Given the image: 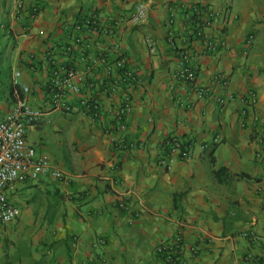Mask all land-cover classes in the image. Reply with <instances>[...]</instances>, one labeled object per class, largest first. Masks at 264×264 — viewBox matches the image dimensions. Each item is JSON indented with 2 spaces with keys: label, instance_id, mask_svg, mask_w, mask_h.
I'll return each instance as SVG.
<instances>
[{
  "label": "crops",
  "instance_id": "crops-1",
  "mask_svg": "<svg viewBox=\"0 0 264 264\" xmlns=\"http://www.w3.org/2000/svg\"><path fill=\"white\" fill-rule=\"evenodd\" d=\"M140 2L148 17L135 24ZM194 5L218 11L209 33L224 26L225 46L199 56L196 65L199 80L217 85L226 102L202 100L185 109L175 102L173 85L180 51L191 43ZM33 7L39 12L31 19ZM90 17L116 26L114 34L75 29ZM249 33L254 40L247 47ZM76 35L83 42L68 53ZM103 46L123 53L138 74L123 120L114 111L125 91L107 95L91 85L106 74ZM50 54L87 76L84 91L100 102V118L79 110L78 95L72 112L47 105L39 86L52 70ZM248 90L257 103L245 110ZM21 97L46 110L29 125L28 143L66 178L48 173L9 190L24 210L19 224L0 229V237L13 239L0 242V264H166L156 247L177 234L188 264H237L262 253L264 0H0V118ZM169 134L192 139L194 151L187 160L174 153L167 169L159 159ZM120 140L135 146L120 150ZM213 169L222 170L215 177Z\"/></svg>",
  "mask_w": 264,
  "mask_h": 264
},
{
  "label": "built area",
  "instance_id": "built-area-1",
  "mask_svg": "<svg viewBox=\"0 0 264 264\" xmlns=\"http://www.w3.org/2000/svg\"><path fill=\"white\" fill-rule=\"evenodd\" d=\"M19 7H23L19 5ZM39 12L38 7L29 10L31 19L35 18ZM192 14L196 17V25L191 30L190 46L180 51V61L174 74V100L178 106L185 109H191L202 100H216L220 104L226 102L220 94L217 85L214 83H202L199 80L197 58L202 55H214L220 52L225 46L224 26L218 27L217 32L209 33L207 30L215 28L219 17L218 11L205 7L194 5ZM148 17L147 4L140 2L131 17L135 24L144 22ZM99 19L95 17L85 18L75 25L77 31H81L85 26L98 27L104 33L114 34L116 26H102ZM174 19L172 18L171 22ZM170 41L173 46L176 45L173 37V30H169ZM254 40V34L249 33L245 38L247 47H250ZM200 43L199 46L194 43ZM83 38L79 35L74 36L72 44L64 48L68 53L73 54L72 45L82 44ZM101 45V43H98ZM111 54L114 59L111 58ZM53 65L48 79L42 83L39 88L47 96V105L57 109L72 112L75 105L72 104L73 95H78L77 101L79 110L84 114L100 118L103 111L101 104L88 91H84L87 76L83 75L79 68L72 63H58L54 55H49ZM81 60L87 63V56H81ZM99 60L106 67V74L97 79L91 85H99L102 92L112 95L117 89L122 88L125 91V97L122 103L115 109L116 119L123 120L133 108L131 92L137 85L138 74L129 63L128 58L120 53L116 48L103 46L99 55ZM88 72H92L91 67L87 65ZM228 80L220 77L218 83L225 86ZM24 91H29L27 87ZM245 104V110L253 109L257 103V95L254 90H248L242 96ZM244 110V112H245ZM46 112L45 108L31 105L27 99L21 97L11 107V109L0 118V222L9 224L15 221L21 213L19 205L10 199L9 190L22 182L39 180L43 175L50 173L55 178L65 179L66 175L58 168H52L51 161L46 157L39 156L35 147L27 141V129L30 124L41 118ZM243 112V113H244ZM181 137L172 134L168 135L164 143V151L159 159V164L169 168L171 156L174 153H180L185 160L193 156L194 145L183 148ZM116 147L120 150L131 149L135 145L124 140L116 142ZM168 149V153L166 150ZM120 180L114 177L112 185H119ZM120 206H123L121 203ZM195 252L197 249H193ZM157 253L163 255L166 264H188L183 257V237L177 234L172 241H163L156 247ZM237 264H264V249L261 254H249L241 258Z\"/></svg>",
  "mask_w": 264,
  "mask_h": 264
},
{
  "label": "rangeland",
  "instance_id": "rangeland-1",
  "mask_svg": "<svg viewBox=\"0 0 264 264\" xmlns=\"http://www.w3.org/2000/svg\"><path fill=\"white\" fill-rule=\"evenodd\" d=\"M23 210H24V207L21 206V213H20V216H19L15 221H13L12 223L4 224V223L0 222V229H1V228H7V227H10V226H14V225L19 224L20 219H21V216H22V212H23ZM23 236H24V235H23V233H22V234H20V235H17V236L15 237V239H16V240L22 239ZM9 241H13V239L9 238V237L6 236V235L0 237V242H2V243H7V242H9ZM3 253H4V254H3V257H5V258L8 257V253H7V249H6V248L3 249ZM6 259H7V258H6Z\"/></svg>",
  "mask_w": 264,
  "mask_h": 264
},
{
  "label": "trees",
  "instance_id": "trees-1",
  "mask_svg": "<svg viewBox=\"0 0 264 264\" xmlns=\"http://www.w3.org/2000/svg\"><path fill=\"white\" fill-rule=\"evenodd\" d=\"M193 20H194V23H193V27H195V25H196V17L195 16H193ZM170 135H172V134H170ZM181 141H182V147L183 148H185V147H187V146H189L191 143H193V141H192V139H190V138H185V137H183L182 139H181ZM165 143V142H164ZM166 153H168V149L166 150ZM222 169H220V170H215V169H213V174H214V176L216 177L217 175H218V173L221 171Z\"/></svg>",
  "mask_w": 264,
  "mask_h": 264
}]
</instances>
